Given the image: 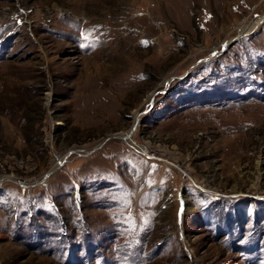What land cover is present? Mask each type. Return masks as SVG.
Masks as SVG:
<instances>
[{"label":"rangeland","instance_id":"obj_1","mask_svg":"<svg viewBox=\"0 0 264 264\" xmlns=\"http://www.w3.org/2000/svg\"><path fill=\"white\" fill-rule=\"evenodd\" d=\"M263 16L0 0V264H264Z\"/></svg>","mask_w":264,"mask_h":264},{"label":"water","instance_id":"obj_2","mask_svg":"<svg viewBox=\"0 0 264 264\" xmlns=\"http://www.w3.org/2000/svg\"><path fill=\"white\" fill-rule=\"evenodd\" d=\"M245 34H246V33H240V34L238 35V37L233 38L231 42L236 41V39H239V37H242V36H244ZM226 48H227V46L223 47V51H224V52H225ZM223 51H222V52H223ZM132 129H133V130L136 129V124H134V126H133ZM131 135H132V130L130 131V133H126L124 136H123V135H120V134H118V135H110V136L106 137L101 143H99V144H98L93 150H96V149L100 148L103 144H105L107 141H109L110 139H112V138H114V137H120V138H122V139H125V140H127V141H130V136H131ZM133 146L135 147V149H136L137 151H139L140 153H143V154H144V151H143L142 149H140L137 145H135V143L133 144ZM76 151H77V150H71L70 153H73V152H76ZM13 181H15V182L21 184V181H19V180H13ZM42 183H43V181H42ZM26 186H27V187H31V185H30V186H29V185H26Z\"/></svg>","mask_w":264,"mask_h":264},{"label":"bare ground","instance_id":"obj_3","mask_svg":"<svg viewBox=\"0 0 264 264\" xmlns=\"http://www.w3.org/2000/svg\"><path fill=\"white\" fill-rule=\"evenodd\" d=\"M260 20H261V22H263L264 21V16L262 17V18H259ZM242 31V30H241ZM240 33H248V32H240ZM139 118L140 117H138L137 118V120L134 122L135 124H137L138 123V121H139ZM132 130V134L134 133V130L133 129H130V130H128L127 132H123V133H121L123 136L126 134V133H130V131ZM130 138H131V136H130ZM131 145H133L134 143H135V145H137L140 149H142L143 151H144V154H148L146 151H145V149H143V147H141L139 144H137L136 142H133L132 140L131 141H128ZM149 155V154H148ZM149 157H151L150 155H149ZM14 180H18V179H14ZM43 180H41L40 182H42ZM40 182H38V183H40ZM21 184H24V183H22L21 182Z\"/></svg>","mask_w":264,"mask_h":264},{"label":"trees","instance_id":"obj_4","mask_svg":"<svg viewBox=\"0 0 264 264\" xmlns=\"http://www.w3.org/2000/svg\"><path fill=\"white\" fill-rule=\"evenodd\" d=\"M261 81V80H260ZM262 82H264V80L262 81ZM42 243V242H41Z\"/></svg>","mask_w":264,"mask_h":264}]
</instances>
